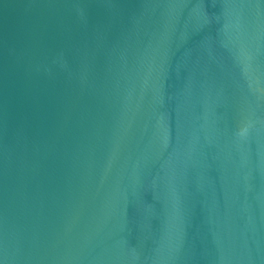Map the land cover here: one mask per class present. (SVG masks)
I'll list each match as a JSON object with an SVG mask.
<instances>
[{
  "label": "water",
  "instance_id": "95a60500",
  "mask_svg": "<svg viewBox=\"0 0 264 264\" xmlns=\"http://www.w3.org/2000/svg\"><path fill=\"white\" fill-rule=\"evenodd\" d=\"M0 264H264V0H0Z\"/></svg>",
  "mask_w": 264,
  "mask_h": 264
}]
</instances>
